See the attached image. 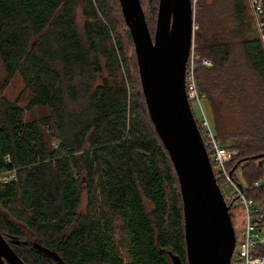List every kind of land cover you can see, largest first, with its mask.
<instances>
[{
  "label": "trees",
  "instance_id": "16d2710c",
  "mask_svg": "<svg viewBox=\"0 0 264 264\" xmlns=\"http://www.w3.org/2000/svg\"><path fill=\"white\" fill-rule=\"evenodd\" d=\"M141 1L154 34L148 10L157 21L159 0ZM195 16V50L212 61L196 67L198 88L217 135L238 149L227 169L264 205V185L254 186L264 177V44L253 12L248 0H197ZM0 58V174L15 172L0 180V232L26 264H188L178 176L119 0H0ZM15 75L24 88L12 100L3 90Z\"/></svg>",
  "mask_w": 264,
  "mask_h": 264
},
{
  "label": "water",
  "instance_id": "95a60500",
  "mask_svg": "<svg viewBox=\"0 0 264 264\" xmlns=\"http://www.w3.org/2000/svg\"><path fill=\"white\" fill-rule=\"evenodd\" d=\"M119 3L134 42L150 119L178 176L188 264H231L237 241L231 205L217 181L186 89L194 0H159L154 34L141 0ZM0 264H26L1 232Z\"/></svg>",
  "mask_w": 264,
  "mask_h": 264
},
{
  "label": "built area",
  "instance_id": "2783aa9c",
  "mask_svg": "<svg viewBox=\"0 0 264 264\" xmlns=\"http://www.w3.org/2000/svg\"><path fill=\"white\" fill-rule=\"evenodd\" d=\"M248 2L253 12L260 38L264 43V0H248ZM199 65L211 66L212 61L197 54L193 44L186 70L188 98L190 104L194 102L199 109L198 126L202 133L216 178L222 181L219 184L221 190H223L222 186L225 183H230L234 188L233 193L227 197L223 193L224 197L227 203H231L235 209H239L236 206L237 203L241 205L244 218L242 227L239 229V232H236L237 241L231 264H264V205L255 202L251 198H247L243 186L237 184L231 178L227 164L234 152L220 141L205 112L202 102L206 101V95L200 92L195 75V69ZM14 177V171L0 174V180L2 181H9ZM262 185H264L262 179L254 183L256 187H261Z\"/></svg>",
  "mask_w": 264,
  "mask_h": 264
},
{
  "label": "rangeland",
  "instance_id": "374dc122",
  "mask_svg": "<svg viewBox=\"0 0 264 264\" xmlns=\"http://www.w3.org/2000/svg\"><path fill=\"white\" fill-rule=\"evenodd\" d=\"M207 1L210 2L212 0H207ZM144 4L146 6V4H148V0H144ZM196 5H197V0H194V18H195L194 25H195V31L199 27V24L196 22V16H195L196 15ZM148 14H149V19L151 20V25L153 26L154 22H156L155 21L156 19L152 20L153 15H154L153 14V10L149 9L148 10ZM77 17H78V21L79 22H82V20L84 19V17H83V15H82L80 10L78 11ZM127 50H128V54L132 55V47L130 48V47L127 46ZM197 54H199V53L197 52ZM5 78H6V73H5L4 66H3V63L1 61V58H0V85H1L2 82H4ZM23 88H24V83H23L21 77L19 75H15L9 80V84L4 88L3 93L7 97H9L10 99L14 100L20 94H22L21 92H22ZM26 98H27L26 95H23V101H22L23 105L26 102L25 100H27ZM206 100H207V97H206ZM202 104H203V107L205 109V112H206L209 120L211 121V123L213 125V115H212V111H211V108H210L208 102L207 101H203ZM191 106H192V110H193V112H194V114L196 116V119L198 120L199 117H200L199 109L195 105L194 102L191 103ZM40 113H41L40 110H36V111L34 110L33 112H30V113H27V114H28L29 117H34V116L35 117H39ZM226 115L229 118H235L236 117V112L235 111L228 112V109H227L226 110ZM226 115H225L224 118L221 117V119H222V122H223V127L226 128V130H227V132L229 134V133H231V127H230L231 123H228L229 121L228 122L226 121ZM213 127H214V125H213ZM215 132H216V130H215ZM216 134H217V132H216ZM217 136L220 139V141H222L224 143V145L227 146L226 143L224 142L225 139L220 137L219 135H217ZM228 143L231 144L233 142H232V140H229ZM227 147H229V146H227ZM229 149L233 150V152H234L232 158L237 156V154H238V149L237 148H233V147L230 148L229 147ZM232 158H231V160H232ZM234 175H235L236 178L242 180V170L241 169L237 170L236 173L234 172ZM231 178L234 180L233 171H232V174H231ZM262 181L264 183V177L262 178ZM222 188H223L222 191L225 194V197H227L229 194L233 193V191H234V188H233V186L230 183H225L222 186ZM236 206L239 207V209H235L234 208V213H232V215H233V219L232 220H233L236 232L237 231L239 232V229L243 225V219L244 218H243V213L241 211V205L239 203H237Z\"/></svg>",
  "mask_w": 264,
  "mask_h": 264
}]
</instances>
